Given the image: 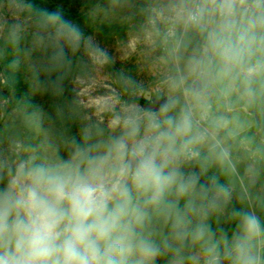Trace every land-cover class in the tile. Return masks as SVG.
Here are the masks:
<instances>
[{
  "label": "rangeland",
  "instance_id": "374dc122",
  "mask_svg": "<svg viewBox=\"0 0 264 264\" xmlns=\"http://www.w3.org/2000/svg\"><path fill=\"white\" fill-rule=\"evenodd\" d=\"M69 2L118 13L116 18L129 20V29L109 36L98 27L37 16L27 0H0V170L5 177L21 162L49 165L86 147L103 152L125 134L131 119L140 118L143 133L150 115L164 121L189 114L191 131L177 137L180 155L173 166L198 182L205 176L213 189L208 208L216 206L224 215L235 211L236 227L209 231L203 240L190 235L170 264H206L217 252L220 264H233L226 256L243 235L245 213L259 218L262 231L252 244L264 264V109L240 94L230 68L208 48L206 34L166 10L168 0H146L145 8L136 10L138 0ZM197 80L203 85L198 93ZM147 91L151 99L143 103ZM161 99L168 108L162 115L165 108L155 106ZM197 193L195 187L178 199L184 228L192 225L193 212H205ZM172 224L154 215L150 228L158 241L171 244Z\"/></svg>",
  "mask_w": 264,
  "mask_h": 264
},
{
  "label": "clouds",
  "instance_id": "9594fccd",
  "mask_svg": "<svg viewBox=\"0 0 264 264\" xmlns=\"http://www.w3.org/2000/svg\"><path fill=\"white\" fill-rule=\"evenodd\" d=\"M165 7L205 33L226 68L253 57L264 66V0H168ZM141 124L139 117L129 120L103 152L86 147L49 165L21 162L7 177L0 170V264H155L166 250L179 251L158 241L150 225L163 215L173 220L174 240L182 244L188 235L177 204L198 177L184 176L173 161L177 137L191 131L190 115L164 121L150 115L143 133ZM172 194L177 201L168 200ZM187 206L196 210L191 201ZM261 231L254 213L243 214V235L226 258L262 264L252 244ZM208 234L200 224L193 235ZM206 264H220L218 252Z\"/></svg>",
  "mask_w": 264,
  "mask_h": 264
},
{
  "label": "trees",
  "instance_id": "16d2710c",
  "mask_svg": "<svg viewBox=\"0 0 264 264\" xmlns=\"http://www.w3.org/2000/svg\"><path fill=\"white\" fill-rule=\"evenodd\" d=\"M32 6L34 14L37 16L47 14L56 19L65 22H74L86 26H94L101 29L106 35H122L127 29H129V20H120L116 18L118 13L109 12L108 14L96 12L89 7H82L80 5L69 2V0H27ZM146 0H138L134 10L138 8H145ZM200 38L197 39L196 45H200ZM247 69H254L253 75L244 73ZM232 81L234 86L238 89L240 94L244 97H248L253 101L254 106H259L264 109V66L258 64L257 58L253 57L250 60H246L242 65L238 67L230 68ZM15 75V73H14ZM16 76V75H15ZM143 103H147V100L141 99ZM30 107V104H29ZM58 119V117L56 118ZM199 185L196 186L198 190V205L200 209L205 211L204 214H200L199 210L193 212V223L190 226L184 228V231L188 233L182 244L176 240L172 241L173 247H179V251L188 246L190 239L189 236L195 233L198 225L204 224L208 227L209 231L225 230L228 232L233 227H236L235 211H228L225 215L223 212L216 211L217 207L210 205L209 200L213 197V189L211 184L208 183L205 176H201ZM234 214V215H233ZM166 250L159 260L160 264H170L177 258V252Z\"/></svg>",
  "mask_w": 264,
  "mask_h": 264
},
{
  "label": "water",
  "instance_id": "95a60500",
  "mask_svg": "<svg viewBox=\"0 0 264 264\" xmlns=\"http://www.w3.org/2000/svg\"><path fill=\"white\" fill-rule=\"evenodd\" d=\"M202 87H203V85H202V81L201 80H197L193 84V90L196 93L200 92L202 90ZM144 99L145 100H150L151 99V92L150 91H147L144 94ZM166 105H167V100H165V99L156 100V102H155V106L158 109H163V108L166 107Z\"/></svg>",
  "mask_w": 264,
  "mask_h": 264
}]
</instances>
